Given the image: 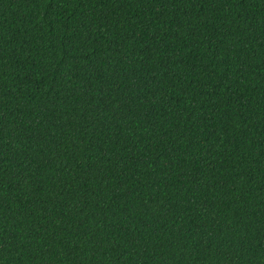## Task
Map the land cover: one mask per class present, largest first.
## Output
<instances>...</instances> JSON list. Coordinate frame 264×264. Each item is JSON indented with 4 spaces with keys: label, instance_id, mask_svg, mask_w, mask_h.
Masks as SVG:
<instances>
[{
    "label": "trees",
    "instance_id": "1",
    "mask_svg": "<svg viewBox=\"0 0 264 264\" xmlns=\"http://www.w3.org/2000/svg\"><path fill=\"white\" fill-rule=\"evenodd\" d=\"M0 264H264V0H0Z\"/></svg>",
    "mask_w": 264,
    "mask_h": 264
}]
</instances>
